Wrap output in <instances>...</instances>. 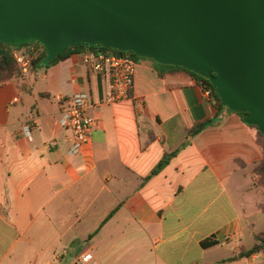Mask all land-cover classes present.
Masks as SVG:
<instances>
[{"label": "crops", "instance_id": "obj_1", "mask_svg": "<svg viewBox=\"0 0 264 264\" xmlns=\"http://www.w3.org/2000/svg\"><path fill=\"white\" fill-rule=\"evenodd\" d=\"M87 53L0 86V264H264V252L242 256L264 233L257 129L149 61L132 98L114 101ZM78 93L94 134L71 155L60 120Z\"/></svg>", "mask_w": 264, "mask_h": 264}, {"label": "water", "instance_id": "obj_2", "mask_svg": "<svg viewBox=\"0 0 264 264\" xmlns=\"http://www.w3.org/2000/svg\"><path fill=\"white\" fill-rule=\"evenodd\" d=\"M0 43L43 45V66L85 45L184 67L264 134V0H0Z\"/></svg>", "mask_w": 264, "mask_h": 264}, {"label": "built area", "instance_id": "obj_3", "mask_svg": "<svg viewBox=\"0 0 264 264\" xmlns=\"http://www.w3.org/2000/svg\"><path fill=\"white\" fill-rule=\"evenodd\" d=\"M45 52V47L39 43L15 52V59L23 75L30 74L33 63ZM84 62L91 69L99 72L109 79V87L114 101L129 100L135 89L138 61L130 56H120L113 53H100L98 55L87 53ZM206 98H211L212 91L204 90ZM62 127L71 132V155H81L84 148L92 141L94 134V121L89 114L88 96L83 93L75 94L70 103L65 106L60 120ZM23 135L31 140L30 126L23 128ZM86 255L81 254L75 264H85ZM91 264H100L97 261Z\"/></svg>", "mask_w": 264, "mask_h": 264}, {"label": "trees", "instance_id": "obj_4", "mask_svg": "<svg viewBox=\"0 0 264 264\" xmlns=\"http://www.w3.org/2000/svg\"><path fill=\"white\" fill-rule=\"evenodd\" d=\"M30 44L23 46L21 49L0 43V86L6 85L10 82H12L15 79H18L20 77H22V72L21 69L15 59V52L22 50L23 48L28 47ZM93 53V54H100V53H113L115 55H120V56H130L131 58L135 59L136 61H138L139 59H149V58H145V57H140L135 55L134 53H126V52H120V51H116L112 48L109 47H92V46H85V45H75V46H71L68 49H66L64 51V53L59 56L57 59H55L51 64L60 61V60H64L66 58H69L73 53ZM47 57V51L45 50L44 54L38 58L37 60L34 61L33 63V68L32 70H38L43 68V61L45 60V58ZM153 62H155L156 64H158L160 67H158L160 69V72L162 74L170 72V73H176V74H186L188 76H190L191 78H193L196 83L202 88V90H211L212 91V101L214 102V105L216 106V108L221 109V108H225L228 109V107L224 106L219 95L217 94L215 88L213 87V85L211 84V81L206 78L203 77L200 74H197L191 70L185 69L184 67H180V66H174V65H162L152 59H149ZM139 62V61H138ZM164 72V73H163ZM230 111V110H229ZM238 114L241 115V117L245 120V116L246 113L244 112H236ZM215 123V119H210L207 120L205 122H201L198 123L194 126L193 129H191L188 133H189V137L190 138H194L196 136H198L200 133H202L204 130H206L207 128H209L210 126H212ZM255 129H257L258 131V135L261 139V141L263 142V146H264V134L261 133V131L256 127V126H251ZM176 154V153H174ZM174 154H166L163 158V160L161 161V163L158 165V167L153 171L152 175H156L158 173H160L165 166H167L171 160V158L174 156ZM254 174L256 176L259 177V183L261 185H264V159L260 162V164L255 167V169L253 170ZM114 213H112L113 215ZM205 246H212L213 242H206L204 243ZM260 252H264V233H260L256 235V244L255 246L250 249L249 251H246L242 254V256H251L254 254H258Z\"/></svg>", "mask_w": 264, "mask_h": 264}, {"label": "rangeland", "instance_id": "obj_5", "mask_svg": "<svg viewBox=\"0 0 264 264\" xmlns=\"http://www.w3.org/2000/svg\"><path fill=\"white\" fill-rule=\"evenodd\" d=\"M138 61H139V62H146V61L153 62V61H151V60H149V59H139ZM153 64L156 65L157 67H160V66H159L158 64H156L155 62H153Z\"/></svg>", "mask_w": 264, "mask_h": 264}]
</instances>
